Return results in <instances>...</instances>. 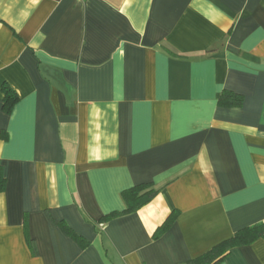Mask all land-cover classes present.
<instances>
[{
  "label": "crops",
  "instance_id": "1",
  "mask_svg": "<svg viewBox=\"0 0 264 264\" xmlns=\"http://www.w3.org/2000/svg\"><path fill=\"white\" fill-rule=\"evenodd\" d=\"M0 161V264H186L264 224V0H0Z\"/></svg>",
  "mask_w": 264,
  "mask_h": 264
},
{
  "label": "trees",
  "instance_id": "2",
  "mask_svg": "<svg viewBox=\"0 0 264 264\" xmlns=\"http://www.w3.org/2000/svg\"><path fill=\"white\" fill-rule=\"evenodd\" d=\"M3 91L5 94L3 110L9 115L13 112L20 99L17 93L8 85L3 86ZM243 102L244 98L242 95L233 92H224L218 103L221 107L230 108L241 107ZM6 186L7 180L4 174L3 165L0 161V194L5 192ZM161 189L162 188H157L153 183H144L124 190L121 197L125 204V209L123 211L112 212L102 217L98 224L99 227L102 230L107 223L114 219L137 213L139 210L149 205L159 194ZM48 215L53 224L59 225L67 235L75 239L83 248L88 246V242L82 236L75 233L65 222L58 220L52 211H48ZM175 219L176 215H171L165 224L155 233L154 238H159L165 231H167ZM261 238H264V224L242 229L231 239L221 242L207 253L187 262L186 264H221L228 257L233 248L250 245ZM29 243L33 249H35L33 240H29Z\"/></svg>",
  "mask_w": 264,
  "mask_h": 264
}]
</instances>
